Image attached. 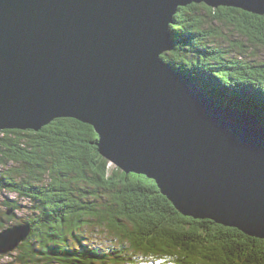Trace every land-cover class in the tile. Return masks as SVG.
I'll return each mask as SVG.
<instances>
[{
    "label": "water",
    "instance_id": "obj_1",
    "mask_svg": "<svg viewBox=\"0 0 264 264\" xmlns=\"http://www.w3.org/2000/svg\"><path fill=\"white\" fill-rule=\"evenodd\" d=\"M193 4L264 16V0H0V133L91 125L104 159L183 216L264 239V106L220 102L162 59ZM29 233L1 231L0 254Z\"/></svg>",
    "mask_w": 264,
    "mask_h": 264
},
{
    "label": "trees",
    "instance_id": "obj_2",
    "mask_svg": "<svg viewBox=\"0 0 264 264\" xmlns=\"http://www.w3.org/2000/svg\"><path fill=\"white\" fill-rule=\"evenodd\" d=\"M215 24L232 27L249 45ZM170 30L175 50L162 59L173 69L220 102L244 108L246 97L264 106V60L252 57L250 48H264V16L193 4L179 9ZM98 142L94 127L71 118L38 132L0 133V191L29 201L32 209L20 223L19 201H3L4 212L0 206V232L30 226L7 264H140L139 257L166 264H264V239L183 216L154 180L112 166ZM89 230L111 243L91 244Z\"/></svg>",
    "mask_w": 264,
    "mask_h": 264
},
{
    "label": "rangeland",
    "instance_id": "obj_3",
    "mask_svg": "<svg viewBox=\"0 0 264 264\" xmlns=\"http://www.w3.org/2000/svg\"><path fill=\"white\" fill-rule=\"evenodd\" d=\"M200 10L202 12L207 11L206 9H204L202 7H200L199 11ZM214 26L221 27L223 34L226 37H228L229 39L238 40V41L240 40L241 42L249 45L247 43V40L242 38L240 36V34L237 31H235V29H233L232 27L229 28L227 26H219L217 24H215ZM222 41H224V40L222 39ZM250 48H251V51L254 53V54H252V57L257 58L259 60H264V48L263 47H259V48L250 47ZM112 166H114V165H112ZM18 197L19 196H17L16 194L10 193L7 190L0 191V206L2 207V209H1L2 212H4V211H6V207H3L1 205L3 201H11V202L19 201V203L21 204V209L19 211H16L15 215H16V221L22 223L24 220H26L28 218V216L32 212V209L30 207L31 204L29 201L18 200L19 199ZM9 213H10V211H9ZM15 226H17V224H15ZM87 234H89L90 237L88 235L87 236L91 240V244H93V245L94 244H96V245L105 244L107 246L108 244L111 243L109 241V240H111V238L109 236L101 234L97 231L89 230ZM16 250H17V248L11 252L6 253V254H0V264H7V263L11 262L12 260H14V258L11 255L15 254ZM137 260H139L140 264H166L162 260L154 259V258H150V257L149 258L139 257V259H137Z\"/></svg>",
    "mask_w": 264,
    "mask_h": 264
}]
</instances>
